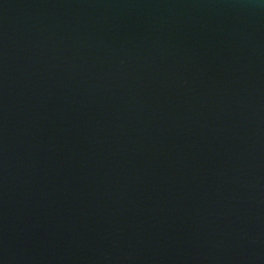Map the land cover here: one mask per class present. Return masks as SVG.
<instances>
[{"label": "water", "instance_id": "obj_1", "mask_svg": "<svg viewBox=\"0 0 264 264\" xmlns=\"http://www.w3.org/2000/svg\"><path fill=\"white\" fill-rule=\"evenodd\" d=\"M0 264H264V0H0Z\"/></svg>", "mask_w": 264, "mask_h": 264}]
</instances>
